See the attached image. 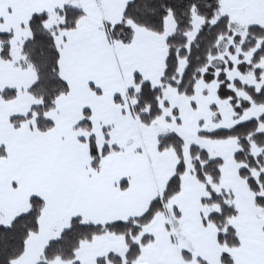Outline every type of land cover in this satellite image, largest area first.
Instances as JSON below:
<instances>
[{
  "label": "snow or ice",
  "instance_id": "1",
  "mask_svg": "<svg viewBox=\"0 0 264 264\" xmlns=\"http://www.w3.org/2000/svg\"><path fill=\"white\" fill-rule=\"evenodd\" d=\"M0 264H264V0H0Z\"/></svg>",
  "mask_w": 264,
  "mask_h": 264
}]
</instances>
